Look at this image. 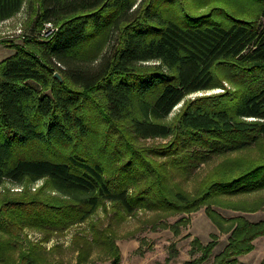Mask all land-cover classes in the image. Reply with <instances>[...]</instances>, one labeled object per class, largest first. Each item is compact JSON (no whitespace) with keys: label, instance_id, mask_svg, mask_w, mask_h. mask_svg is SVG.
<instances>
[{"label":"trees","instance_id":"16d2710c","mask_svg":"<svg viewBox=\"0 0 264 264\" xmlns=\"http://www.w3.org/2000/svg\"><path fill=\"white\" fill-rule=\"evenodd\" d=\"M23 1L0 0V21ZM28 3L33 33L45 23L54 30L27 35L0 62V184L24 185L0 195V264H51L58 246L46 249L50 236L105 203L122 217L149 211L157 221L204 207L227 235L210 264H243L264 238V220L245 217L264 209V0ZM215 88L222 92L184 101ZM155 138L166 142H138ZM39 179L37 189L25 186ZM184 219L162 224L176 234ZM24 229L43 235L31 241ZM91 231V240L73 237L72 264L87 263L95 248L119 264L109 227ZM216 244L193 239L199 255L183 264L209 261Z\"/></svg>","mask_w":264,"mask_h":264},{"label":"rangeland","instance_id":"374dc122","mask_svg":"<svg viewBox=\"0 0 264 264\" xmlns=\"http://www.w3.org/2000/svg\"><path fill=\"white\" fill-rule=\"evenodd\" d=\"M30 0H24L20 10L6 20L0 21V62L14 53L11 45H19L24 37L31 35L38 39H45L50 28L42 25L39 32L33 33L35 19L29 12ZM264 22V21H263ZM262 22V23H263ZM224 87L229 89L230 85L223 83ZM221 88L210 89L192 93L184 98V101L194 99L195 97L221 93ZM183 101L177 104L166 118L165 122H171L181 109ZM139 143L145 145L165 143L162 139H146L139 140ZM223 160L222 157L214 158L207 163L200 164L199 167L188 178L183 187L191 190L196 182L211 171V168ZM43 183L42 179L33 181L25 185L27 189L33 191L40 187ZM23 184H16L4 181L0 184V195L5 191L16 193L23 189ZM237 199V198H235ZM212 208L224 217L236 215L237 212L229 209H223L216 206ZM185 218L183 223L177 225V232L174 233L170 227H164L163 221H167L169 225L173 224L179 218ZM250 221L264 220V209L255 213L245 214ZM153 221V222H152ZM152 222V223H151ZM100 225V228L109 227L111 237H114L120 253L119 264H183L185 261L192 260L199 255L195 246H192V240L197 239L202 245L210 242L212 237L217 238V244L213 249L209 261L203 264H210L212 257L220 252L226 244L227 235L220 233L216 227L207 218L204 207L190 213L189 215H175L167 220L157 221L153 213L149 211H137L134 214L120 216V211L112 209L111 204L105 203L85 221L68 228L62 233L52 234L51 239L45 244L49 250L53 246H58L56 250L50 254L51 264H72L74 262L75 251L72 250L73 237H82L91 240L92 225ZM24 235L31 241H36L42 237L43 233L24 229ZM262 243V242H261ZM256 242V248L252 254L244 255L240 259L247 264H257L260 255L263 252V243ZM194 253H191V248ZM103 255L97 248L91 254L90 259L85 264H110L109 260H103ZM168 258V260H166ZM239 259V260H240ZM240 260V261H241Z\"/></svg>","mask_w":264,"mask_h":264},{"label":"crops","instance_id":"0c3cea01","mask_svg":"<svg viewBox=\"0 0 264 264\" xmlns=\"http://www.w3.org/2000/svg\"><path fill=\"white\" fill-rule=\"evenodd\" d=\"M256 242H259V243H263V248H264V238L263 237H258V238H256L254 241H253V245H254V249L251 251V252H249V253H247V254H245V255H248V254H252L253 252H254V250H255V246H256ZM261 243V244H262ZM263 255H264V249H263V252H262V254L260 255V259H259V261L257 262V264H259V262H260V260H261V258L263 257ZM242 256H244V255H242ZM242 256H240L239 257V259L242 257ZM241 260V259H240ZM239 260V261H240ZM241 263H243V264H247V263H245L244 262V260L242 259L241 261H240Z\"/></svg>","mask_w":264,"mask_h":264},{"label":"built area","instance_id":"2783aa9c","mask_svg":"<svg viewBox=\"0 0 264 264\" xmlns=\"http://www.w3.org/2000/svg\"><path fill=\"white\" fill-rule=\"evenodd\" d=\"M44 25L48 26L50 28L51 32L54 30V28L52 27V25L50 23H45ZM50 33H48V34H50Z\"/></svg>","mask_w":264,"mask_h":264},{"label":"water","instance_id":"95a60500","mask_svg":"<svg viewBox=\"0 0 264 264\" xmlns=\"http://www.w3.org/2000/svg\"><path fill=\"white\" fill-rule=\"evenodd\" d=\"M54 76L57 77L58 79H60V76L57 72L54 73Z\"/></svg>","mask_w":264,"mask_h":264}]
</instances>
